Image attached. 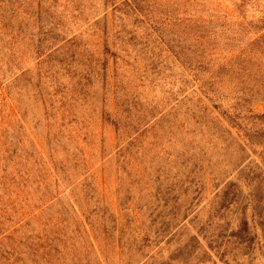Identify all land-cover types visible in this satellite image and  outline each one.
Returning <instances> with one entry per match:
<instances>
[{"label":"rangeland","instance_id":"rangeland-1","mask_svg":"<svg viewBox=\"0 0 264 264\" xmlns=\"http://www.w3.org/2000/svg\"><path fill=\"white\" fill-rule=\"evenodd\" d=\"M0 264H264V0H0Z\"/></svg>","mask_w":264,"mask_h":264}]
</instances>
